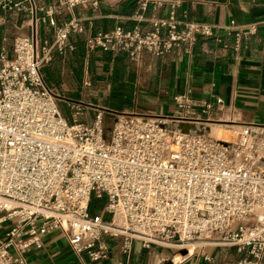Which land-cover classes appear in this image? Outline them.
Wrapping results in <instances>:
<instances>
[{"label":"built area","instance_id":"1","mask_svg":"<svg viewBox=\"0 0 264 264\" xmlns=\"http://www.w3.org/2000/svg\"><path fill=\"white\" fill-rule=\"evenodd\" d=\"M136 1L141 9L166 5L168 17L151 18L149 30L115 26L87 35L79 17L56 18L98 0H0V9L26 15L27 30L14 37L11 55L0 52V264H25L24 255L55 229L96 263L110 252L104 237L119 240L126 257L135 241L184 256L187 244L218 233L242 253L236 264H264V124L226 127L224 139L166 127L165 119L194 122L184 95L174 97L176 117L119 113L108 130L101 112L85 124L79 108L68 120L57 106L42 69L54 52L72 49L71 34L88 50L132 61L172 49L189 54L198 38L213 35L210 24L177 17L181 0ZM43 23L53 28L51 40L39 37ZM230 27L234 51L256 32L255 23ZM91 198L102 200L97 213L88 209Z\"/></svg>","mask_w":264,"mask_h":264},{"label":"crops","instance_id":"2","mask_svg":"<svg viewBox=\"0 0 264 264\" xmlns=\"http://www.w3.org/2000/svg\"><path fill=\"white\" fill-rule=\"evenodd\" d=\"M53 1L35 0L41 6ZM168 14L166 5L150 3L141 9L136 0H98L96 6L78 5L56 20L60 23L75 15L81 19L85 34L94 35L115 26L149 30L151 18H167ZM176 15L210 24L213 35L198 38L189 54L172 49L157 57L142 53L139 61H132L122 52L88 50L81 35L71 34L68 43L72 49L65 54L54 52L42 69L58 96L61 114L63 106L68 114L62 115L71 120L73 108H79L77 120L91 124L101 112L108 130L119 113L176 117L181 111L174 97L184 95L192 103L187 115L206 124L210 135L223 131L222 126L264 124V0H181ZM231 23L256 24V32L239 51L231 48L234 28H227ZM26 31L25 14L0 9V52L11 55L14 37ZM39 37L51 40L53 28L41 24ZM63 96L75 98L63 99L65 104H61ZM201 101L210 107L202 111ZM104 109L113 112L111 122L106 120ZM5 228L0 227V233ZM219 238L220 234H214L211 240L185 250L184 256L162 246L144 248L135 241L126 257L119 249V240L104 237L110 252L96 263L85 253H75L62 231L55 229L43 236L41 248L30 249L24 259L25 264H236L242 253Z\"/></svg>","mask_w":264,"mask_h":264},{"label":"bare ground","instance_id":"3","mask_svg":"<svg viewBox=\"0 0 264 264\" xmlns=\"http://www.w3.org/2000/svg\"><path fill=\"white\" fill-rule=\"evenodd\" d=\"M164 124L166 127H173L175 129H178L183 132H204L206 134H209V127L204 123H198V122H186V121H169L165 119ZM210 135V134H209ZM219 139V138H218ZM197 243H190L186 245V250L191 249L193 245H196ZM168 264V263H166Z\"/></svg>","mask_w":264,"mask_h":264},{"label":"rangeland","instance_id":"4","mask_svg":"<svg viewBox=\"0 0 264 264\" xmlns=\"http://www.w3.org/2000/svg\"><path fill=\"white\" fill-rule=\"evenodd\" d=\"M67 98H72V99H74L75 97H72V96H63V98H61L62 99V101L60 102L61 104H65L63 101L65 100V101H67ZM104 98V97H103ZM64 99V100H63ZM69 101V100H68ZM101 105H104L103 103H101ZM61 110H62V114L64 115V116H67V114H68V111H67V109L65 108V107H63V106H61ZM105 110V109H104ZM106 111V113H104V115H105V118H106V120L108 121V122H111L112 121V118H113V112H111V111H108V110H105ZM222 129H223V131H219V132H217L216 134H211V136H213V137H215V138H219V139H224L223 138V133L224 134H226V135H228V131L227 130H224L226 127L225 126H222L221 127ZM228 137V136H227ZM2 226V225H1ZM199 244V243H198Z\"/></svg>","mask_w":264,"mask_h":264},{"label":"trees","instance_id":"5","mask_svg":"<svg viewBox=\"0 0 264 264\" xmlns=\"http://www.w3.org/2000/svg\"><path fill=\"white\" fill-rule=\"evenodd\" d=\"M101 205H102L101 199L91 198V200L89 202V208L88 209H89L90 213H97V212H99Z\"/></svg>","mask_w":264,"mask_h":264},{"label":"water","instance_id":"6","mask_svg":"<svg viewBox=\"0 0 264 264\" xmlns=\"http://www.w3.org/2000/svg\"><path fill=\"white\" fill-rule=\"evenodd\" d=\"M184 252H185V250L181 251V253H184Z\"/></svg>","mask_w":264,"mask_h":264}]
</instances>
